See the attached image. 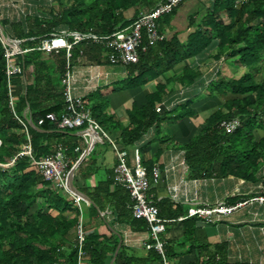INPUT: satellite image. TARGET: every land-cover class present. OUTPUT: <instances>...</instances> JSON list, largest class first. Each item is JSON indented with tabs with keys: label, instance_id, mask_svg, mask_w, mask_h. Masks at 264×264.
I'll return each mask as SVG.
<instances>
[{
	"label": "trees",
	"instance_id": "1",
	"mask_svg": "<svg viewBox=\"0 0 264 264\" xmlns=\"http://www.w3.org/2000/svg\"><path fill=\"white\" fill-rule=\"evenodd\" d=\"M159 1L30 0L27 11H16L11 18L8 10L3 13L0 7L3 28L0 36L18 41L22 49H32L48 34L62 30H91L99 35H110L127 29ZM237 1L211 0L204 13L191 14L189 26L192 32L186 42H180L176 36L166 37L140 51L139 61L126 65L128 78L125 86L128 90L143 86L179 62L211 51L215 52L213 59L223 57L227 62L232 60L233 64L246 69L239 76L225 77L220 71L215 79L208 81L205 93L197 100L222 98V104L206 117L199 131L183 145L184 158L190 180L233 177L258 186L261 189L259 194L264 196V0H247L242 4ZM174 13L176 9L163 15L159 19L160 27L168 26ZM6 46L10 44L6 43ZM80 50L82 58L88 62L104 61L105 50L88 42L74 48L73 63L80 57ZM18 60L23 71L10 81L11 93L16 98L15 113L24 122L29 117L37 126L38 119L47 113L59 115L63 108L61 91L66 71L65 52L31 50L18 56ZM200 75L198 70L185 67L178 78L167 80L166 84L171 81L187 86ZM165 89V84H158L156 91L147 94L140 106L133 103L127 112V127L107 113L108 100L97 93L90 96L93 104L89 107L105 131L121 132L123 144L127 147L154 124L197 116L190 108L196 99L169 111L160 106V112H157L156 107L161 103ZM7 92L4 47L0 41V264H77V249L73 239L70 240L77 211L61 191L42 180L28 156L15 157L26 143V135L9 107ZM234 117L240 120V126L233 133H225L220 127L221 122ZM37 127L39 130L27 124L34 158L53 153L58 143L68 147L67 156L70 158L75 143L61 141L66 137L61 131L70 133L75 130L61 129L49 120ZM77 161L78 157L69 165L68 179ZM91 162L79 165L73 180L79 191L95 201L96 206L89 205L90 215H98V208L102 207L98 194H102L101 199L114 204L117 221L131 226L134 232H146V222L132 217L128 191L114 185L112 178L92 192L78 186L77 175L92 174V169H88ZM147 169L150 173V166ZM111 185L115 186L112 193L109 192ZM249 198V195L235 197L228 203ZM155 205L164 220L184 218L181 240L165 239V253L172 264H247L229 261L226 243L211 245L198 241L195 231L200 219L189 217L181 204L162 199ZM84 241V264H109L119 240L114 235L88 234ZM192 252H195V260L181 263V257ZM159 260L154 249H149L145 257H137L122 245L114 264H158Z\"/></svg>",
	"mask_w": 264,
	"mask_h": 264
},
{
	"label": "crops",
	"instance_id": "2",
	"mask_svg": "<svg viewBox=\"0 0 264 264\" xmlns=\"http://www.w3.org/2000/svg\"><path fill=\"white\" fill-rule=\"evenodd\" d=\"M210 1L184 0L176 8V13H174L169 25L160 27L161 23L159 21L158 27H160V30L163 31L166 37L171 38L176 36L180 42H186L188 35L192 32V28L189 26V17L191 14L204 13ZM214 53V51L203 53L179 62L171 70L162 73L157 79L131 90H128L125 86L128 78L126 65H111L105 61L92 63L84 58H80L73 63L77 79L74 83L75 90L73 92L76 95H82L89 106L93 104L90 96L96 93L102 99H107V113L113 115L114 120L123 127H127L129 124L127 112L131 109L133 103L140 106L147 94L156 91L155 88L158 84L166 85V91L162 94V100L159 104L166 111L173 109L177 105L196 99L190 105V108L197 113V116L184 118L176 122L154 124L142 134L138 141L130 146L126 147L123 144V135L119 130H106L107 134L117 142L119 147L127 151L128 164L130 166H133L136 157H139L140 164L147 171L149 170L147 169L149 166L150 168L159 166L160 169H163L175 158L178 161L184 158L182 154L184 153L183 145L199 131V127L203 124L206 117L220 108L222 98L197 100L205 93L208 81L215 79L220 71L222 75H226L225 73L228 72L226 76L235 75L228 71L226 64L228 62H225V60H223L224 62L220 61L223 57L219 60L212 58ZM89 65L98 66L95 67L100 72L101 78L98 89L86 92L83 88L84 77L79 71L84 70ZM185 67H192L198 70L201 74L200 77L193 84L187 86L171 82L182 74ZM217 68L219 69L218 74H216ZM167 80L171 81L166 84ZM159 115L162 116L163 114ZM61 132L66 135L61 141L70 144L71 142L75 143L74 149L70 147L69 159H71V163L75 161L76 157H78L79 161L90 147L80 165L84 162L92 161L91 167L88 168L92 169V174L85 177L77 175L78 186L92 192L101 183H105L112 178L116 157L105 139L93 142L90 138L82 137L80 130L70 133L66 131ZM187 169L178 165L168 173L164 174L163 172L159 184L150 191L154 199L156 201L168 199L173 203L181 204L188 213L190 210H194L205 204L213 206L218 203H228L229 200L235 197L250 195V193L257 192L254 190L258 189L256 185L243 183L233 177L190 180L187 178ZM114 187V185L109 187L110 193L114 191ZM101 195L99 196L98 194V198L101 200L102 207L98 208V215L96 217L91 216L89 213V205L91 204L89 202L83 203L87 234L101 237L114 235L117 237V240V235H120V239L122 240L121 246L123 245L129 253L137 257H145L148 251L143 246L146 242V232H134L131 226L117 221V215L113 212L114 204L111 201L108 202V199H101ZM91 201L95 204L94 200ZM199 219L198 228L195 231V238L198 241L211 245L226 243L228 260L231 262L241 261L247 264H264V204H247L243 208L236 210L232 215L213 223L206 222L201 218ZM181 221L168 222L162 238L166 240H181ZM125 237L129 240L127 244L123 240ZM72 239H74V234L71 233L70 240ZM194 260L195 252L184 255L180 259L181 263H189Z\"/></svg>",
	"mask_w": 264,
	"mask_h": 264
},
{
	"label": "built area",
	"instance_id": "3",
	"mask_svg": "<svg viewBox=\"0 0 264 264\" xmlns=\"http://www.w3.org/2000/svg\"><path fill=\"white\" fill-rule=\"evenodd\" d=\"M184 0H160L153 8L135 19L125 30L116 31L110 35H99L93 31L62 30L60 32L50 33L45 36L39 44L32 49H22L18 41H10L7 47V39L0 36L1 44L4 47L5 75L8 86V104L14 117L23 126L26 135V143L22 145L21 151L15 156H28L30 164L36 167L44 182L50 183L57 190L61 191L77 211V221L74 229V247L77 249V264L85 263V239L87 232L85 230V218L82 198L77 195L69 186L68 172L71 160L68 158V147L58 143L53 153L41 158H34L31 146V136L27 131L26 122L22 121L15 113L16 98L11 93L13 91L11 78L21 74L23 68L19 63L18 56L31 50H39L46 53H57L60 50L65 52L66 71L62 80L63 90V108L59 115L47 113L44 118L37 121V126L43 124L45 120L55 123L59 128L66 130H80L81 136L90 138L92 141L105 139L115 153L116 163L113 167L112 181L126 189L132 202V217L137 220H143L147 224L146 242L144 248L154 249L160 256L158 264H172L165 253V239L163 235L166 231V224L170 221L159 216L156 200L150 191L161 181L162 173H168L174 170L178 165L187 169L185 159L178 161L175 158L168 166L160 169L159 166H153L150 173L141 165L139 157H136L133 166L128 163V153L125 149L119 147L107 132L93 117L91 109L83 99L82 95H76L74 83L76 82V71L73 69V50L84 43L100 45L104 50V61L111 65H129L139 61L140 51H144L149 46L163 41L166 35L159 30V19L173 12ZM247 2V0H238V4ZM80 50V58H82ZM222 58L220 61H223ZM98 67L97 65H95ZM89 65L79 73L84 77L83 88L86 92L98 89L101 74L96 67ZM219 72L217 68L216 74ZM78 73V72H77ZM160 112V106L156 107ZM240 126V120L234 117L221 122L220 127L225 133H233ZM184 155V153H182ZM259 203L264 204V196L253 197L247 200H240L233 204L218 203L216 205L205 204L188 212L189 217H198L206 222H217L224 217L232 215L236 210L243 208L246 204ZM180 218L178 220H183ZM125 243L129 240L125 237Z\"/></svg>",
	"mask_w": 264,
	"mask_h": 264
},
{
	"label": "rangeland",
	"instance_id": "4",
	"mask_svg": "<svg viewBox=\"0 0 264 264\" xmlns=\"http://www.w3.org/2000/svg\"><path fill=\"white\" fill-rule=\"evenodd\" d=\"M29 1L30 0H0V7H1L3 13L5 12L4 10H8V15L11 18V17H14L16 15V13H17L16 11H20V12L21 11H24V12L27 11L28 10L27 8L29 7V4H28ZM231 61L232 60H229V62L226 63L227 67H228V71H230L231 73H234L236 76L241 75L242 73H244L246 71V69L238 67L237 65L233 64V62H231ZM225 62H227V60H225ZM228 73H225V74L227 75ZM226 75H224V76H226ZM257 137H258V135H257ZM254 191H257V192L250 193V195H249L250 198H253L255 196L256 197L261 196L259 194V192L261 191L260 188H258L257 190H254ZM82 201L84 204H86V201L84 199Z\"/></svg>",
	"mask_w": 264,
	"mask_h": 264
},
{
	"label": "water",
	"instance_id": "5",
	"mask_svg": "<svg viewBox=\"0 0 264 264\" xmlns=\"http://www.w3.org/2000/svg\"><path fill=\"white\" fill-rule=\"evenodd\" d=\"M3 28H2V26H1V24H0V30H2ZM6 39H7V43H10V38L9 37H6ZM29 108L27 107V110H28ZM27 120H28V124L29 125H31L32 127H34L35 129H37V130H39V128L36 126V125H34L33 124V122L30 120V118L28 117L27 118ZM89 149H90V147L87 149V151L82 155V157H81V159L78 161V163L76 164V165H73L74 167L72 168V170H71V172H70V176H69V186H70V188L72 189V191H74L77 195H79L80 197H82L85 201H87V202H89L91 205H93V202L91 201V199L85 194V193H83V192H81V191H79L75 186H74V184H73V179H74V174H75V171H76V169H77V167H78V165H80V163L82 162V160L84 159V157H85V155H86V153L89 151ZM118 236V244H117V247H116V249H115V251H114V254H113V257H112V259H111V261H110V263L109 264H113V262H114V260H115V258H116V256H117V254H118V251H119V249H120V247H121V244H122V240L120 239V235H117Z\"/></svg>",
	"mask_w": 264,
	"mask_h": 264
}]
</instances>
